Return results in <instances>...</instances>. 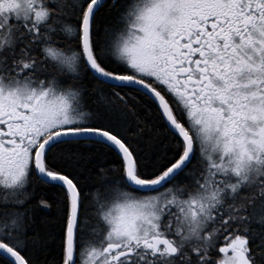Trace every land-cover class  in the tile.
<instances>
[{
	"label": "snow or ice",
	"instance_id": "6c2138e0",
	"mask_svg": "<svg viewBox=\"0 0 264 264\" xmlns=\"http://www.w3.org/2000/svg\"><path fill=\"white\" fill-rule=\"evenodd\" d=\"M0 264H264V0H0Z\"/></svg>",
	"mask_w": 264,
	"mask_h": 264
}]
</instances>
